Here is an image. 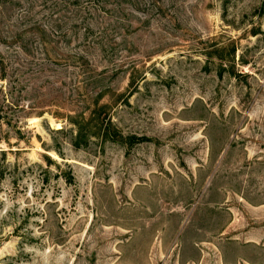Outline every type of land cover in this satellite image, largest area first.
I'll list each match as a JSON object with an SVG mask.
<instances>
[{
  "label": "rangeland",
  "instance_id": "1",
  "mask_svg": "<svg viewBox=\"0 0 264 264\" xmlns=\"http://www.w3.org/2000/svg\"><path fill=\"white\" fill-rule=\"evenodd\" d=\"M0 116V264H264V0H0Z\"/></svg>",
  "mask_w": 264,
  "mask_h": 264
},
{
  "label": "trees",
  "instance_id": "2",
  "mask_svg": "<svg viewBox=\"0 0 264 264\" xmlns=\"http://www.w3.org/2000/svg\"><path fill=\"white\" fill-rule=\"evenodd\" d=\"M0 118H1V116H0ZM133 138L136 139L135 141H137V142H140V141H143L146 139V138H135V137H133Z\"/></svg>",
  "mask_w": 264,
  "mask_h": 264
}]
</instances>
